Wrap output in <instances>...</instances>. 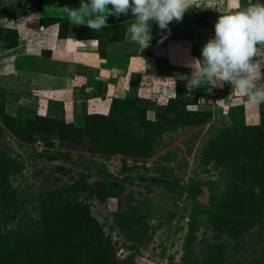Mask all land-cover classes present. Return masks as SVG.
I'll list each match as a JSON object with an SVG mask.
<instances>
[{"label": "rangeland", "instance_id": "1", "mask_svg": "<svg viewBox=\"0 0 264 264\" xmlns=\"http://www.w3.org/2000/svg\"><path fill=\"white\" fill-rule=\"evenodd\" d=\"M50 3L40 0V10L75 6ZM255 3L264 0H197L165 30L152 22L144 59H131L132 48L120 61L128 88L105 119L97 115L108 114L109 104L74 106L36 90L33 74L47 73L51 52L31 48L26 37L36 21L33 0H0V174L9 186L8 203L0 202L1 250L16 242L10 229L29 216L34 223L21 227L29 241L20 250L50 218L46 243L62 250L68 239L96 264H264V104L227 84L189 92L183 79L219 15ZM129 17L109 16L118 24L107 27V38ZM239 104L259 129L244 130L238 114L228 113ZM19 255L7 260H32Z\"/></svg>", "mask_w": 264, "mask_h": 264}, {"label": "clouds", "instance_id": "2", "mask_svg": "<svg viewBox=\"0 0 264 264\" xmlns=\"http://www.w3.org/2000/svg\"><path fill=\"white\" fill-rule=\"evenodd\" d=\"M196 3L197 0H81L78 9L64 7L61 11L77 25L95 32L107 25L109 16L119 18L130 12L135 19L128 33L143 50L151 39L149 25L152 22L165 30L172 21H180ZM214 33L202 47L201 58H194L189 65L191 75L183 77L189 92L205 84L210 89L227 84L232 92L242 94L249 103L264 104V85L257 83L264 80V3L219 15ZM254 191L259 194L258 188Z\"/></svg>", "mask_w": 264, "mask_h": 264}, {"label": "crops", "instance_id": "3", "mask_svg": "<svg viewBox=\"0 0 264 264\" xmlns=\"http://www.w3.org/2000/svg\"><path fill=\"white\" fill-rule=\"evenodd\" d=\"M50 1L54 6L59 5L60 0H43V4ZM80 4L81 0H75L74 8L78 9ZM30 18H36L31 30L33 34H26L27 38L34 40L31 48L38 47L39 50L42 47V52H51V67L47 68V73L33 74L36 90L45 91V94L42 93L45 98L62 99L65 96L64 99L73 100L71 104L74 106L87 104L88 108L92 105L107 110L108 104L111 106L113 99L121 96L128 88V70L120 64L127 49L135 48L136 52L130 56L131 59L140 61L145 57L140 55L142 46H134L136 43L133 44L126 30L128 26L124 25L126 28L115 32L112 35L115 39L110 40L105 30L99 36H81L76 30L77 24L61 10L50 11L45 6L38 14L34 11ZM51 19L70 22L65 38L59 36L60 22H52ZM106 23L104 27L111 24L108 19Z\"/></svg>", "mask_w": 264, "mask_h": 264}, {"label": "trees", "instance_id": "4", "mask_svg": "<svg viewBox=\"0 0 264 264\" xmlns=\"http://www.w3.org/2000/svg\"><path fill=\"white\" fill-rule=\"evenodd\" d=\"M38 3H40V0L38 1ZM111 7V6H109ZM40 8H41V5H39V7H37V9L40 11ZM5 16L4 14H1L0 17H3ZM131 20L129 22H132L134 19H132L133 17H129ZM129 20V19H128ZM52 22H60V32H59V36L61 38H65L66 35H67V30L69 29L70 27V22L68 21H63L62 19H51ZM118 21L116 22H111V24L114 26L117 25ZM129 22L126 24V27L129 24ZM124 27V28H126ZM82 30H86V31H93L94 33H98V32H95L94 30L92 29H89L88 27L86 26H83L81 27ZM108 29L107 27H104L102 28L100 31L102 30H106ZM10 32H13L14 34H17L16 30H8ZM7 31V32H8ZM1 29H0V38L2 37V34H1ZM81 36H84L86 34L80 32L79 33ZM89 36H99L97 34H91ZM18 44H11V45H8L7 47L9 49L11 48H15L17 47ZM116 98L113 99V104L111 105V109H110V112L108 114H99L97 115L98 118H109V115L112 114L113 112V106H114V102H115ZM121 102H124L123 100ZM126 103V102H125ZM260 106V105H259ZM231 111H235V113L238 114V116L241 118V120L239 121L240 125H242V128L244 130H247V131H250V130H254V129H259L261 124H256V125H248L247 122H246V113H245V106L243 104H239V105H232V107H230L229 109V112L230 113ZM263 113L264 111L261 112V117L263 116ZM96 116V115H94ZM237 128V126L235 127V129ZM5 176L4 174H0V202L2 205L4 204H7L8 203V199L5 198L8 194H6L9 189H7L9 186H6L4 180L2 179L1 180V177ZM45 216L42 217V221L44 220ZM32 224L34 223V221H32V218L27 216V217H21L20 219V224L19 226L20 227H15V228H12L10 229V235L15 237L16 238V242L14 241H11V240H8L5 245H4V248L3 250H1V246H0V264H20L19 263H16V262H13L12 260H7V256L10 255V253H14V252H17L19 253L20 255V258L23 259L24 257H30L32 260L29 264H51V263H55V261H57V264H96L97 261H98V258L97 259H94V258H85L84 257V253L81 254L80 252V247L79 245L77 244H71L68 239H64L63 242H64V246H65V249H59L57 246L56 247H53L51 246L50 244L46 243L47 241L50 240V230L49 229V226L48 224H50V218L47 220V218L45 219V226L44 228L42 227H33L31 230H30V234L33 235V239L35 240V242L33 243V245L31 246V244L29 243V248L27 250H20L21 247H20V243L22 242L21 240H25L26 241H29L28 240V235H26V232H21V227L24 226L25 224ZM51 228V227H50ZM21 233V234H20ZM23 236V237H22ZM30 239V238H29ZM38 243H43V246H41L40 244ZM72 245V246H71ZM34 246L36 248V250H34ZM66 250H68L69 252L65 255L66 253ZM85 256H88V255H85ZM56 259V260H54ZM92 261V263H91ZM22 264V263H21Z\"/></svg>", "mask_w": 264, "mask_h": 264}, {"label": "built area", "instance_id": "5", "mask_svg": "<svg viewBox=\"0 0 264 264\" xmlns=\"http://www.w3.org/2000/svg\"><path fill=\"white\" fill-rule=\"evenodd\" d=\"M38 1H39V0H33V3H34V4H33L34 6L32 7L33 10H36L37 7H39L40 3H38ZM28 6H29L30 8L27 9V12H30V11H31V13H32L33 10H32V8H31V6H30V5H28ZM10 24H11V23H10ZM5 25H6L8 28H10V27L8 26V25H9V22H8V21L5 23Z\"/></svg>", "mask_w": 264, "mask_h": 264}]
</instances>
